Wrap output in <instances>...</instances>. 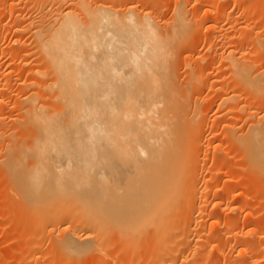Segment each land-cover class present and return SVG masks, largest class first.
Instances as JSON below:
<instances>
[{"label": "bare ground", "instance_id": "obj_1", "mask_svg": "<svg viewBox=\"0 0 264 264\" xmlns=\"http://www.w3.org/2000/svg\"><path fill=\"white\" fill-rule=\"evenodd\" d=\"M99 1L101 0H51L52 8L49 9L45 5L50 0H27L25 4L34 8L31 15L22 18V14H15L11 8V12H8L17 22L12 30L14 35L20 38L21 34L29 32L30 42L32 40L34 44L28 46L23 44L22 38L16 40L19 51L15 54H20L21 64L26 65L29 54L33 55L35 52L38 55L35 53L34 58L38 57L36 61H39L30 70L31 80L21 81L24 82V94L19 98L20 103L15 105L9 103V93H6V83L11 81L15 72L3 71L0 67V172L7 182L9 193L18 199L14 208L19 211L18 214L23 211L25 215L22 224L26 225L19 238L23 242L21 247L24 254L26 251V255L35 257L37 253H41L45 240L48 239L44 237L47 234L43 235V230L50 228V233L56 232L55 230L60 233L59 241L55 239L59 242V251L66 258L64 264H74L82 259V255L89 256L88 261L83 264H93L94 255L89 253L105 249L104 242L112 234L114 236L117 233L125 241V247L128 244L130 247V244L140 242L142 237V240L145 236L148 238L150 233L154 244L150 264L151 261L153 264H180L181 258L186 263V248L192 247L193 250V246H198L202 251V242L205 241L204 245L208 243L207 236L203 235L206 233L202 231L204 221L200 224L199 220L205 217L206 212L201 205L203 199H207L205 197L212 194L219 199L214 207L220 215L223 209L221 207H224L223 201H237V205L244 208L247 204L251 205L249 203L252 201L246 195L243 197L244 194L234 193V196L224 187L206 186L208 178L212 179L217 174L212 173L208 177L204 173L208 158L205 161L206 157H202L205 144L201 145L202 142L197 141L202 139L204 132V123L199 119V114H205L214 104L205 111L198 110L200 107L194 104L196 100L191 92L193 83L200 77V74H195L198 69L191 68L188 80L183 81L177 66L180 52H187L195 47L194 39L189 41L188 38L198 29L195 27V19L198 21L203 14L201 10L202 14L198 12L200 15L193 20L188 6L197 5L203 0H176L175 8L172 7L173 16L170 18L158 15L160 12L156 13V8L158 5L160 8L165 3L164 0H136V5H125V0H112L114 4L124 1L120 9L116 8L119 7L116 6L117 3L114 7L111 0L98 3ZM128 1H131L130 4L135 2ZM208 1V9L203 15L207 18L203 21L209 24L207 32L215 33L219 27L221 30L218 29L220 31L216 40L208 39L207 55L218 58L223 67L229 70L228 76L225 74L227 77L216 72V69L209 73L215 82H221L220 87L217 86V92L219 89L220 93L225 88L228 90L227 85H235L230 92H222L218 105L220 109L235 111L236 114L243 109L244 102L245 105L249 103V109L257 108L261 101L258 95L261 80L259 76H254L255 70L252 67L257 65L255 60L261 54V40H258L264 36V32L260 31L262 27L256 25L260 30L251 26L252 30H257L252 33L248 29L252 24L248 22L247 27H241L248 32L247 41L240 43L235 35L238 27L226 26L234 17H231V7L241 12L251 8L263 10L264 0ZM69 4L73 9L66 10ZM55 6L57 9L53 10ZM59 6L64 10L59 9ZM215 12L217 15L213 17ZM1 37L0 33V39ZM25 46L34 48L35 52L29 48L30 52L26 55ZM200 57L199 62L204 60V57ZM10 58L12 61L17 60V57ZM188 62L187 60L184 66L188 67L191 61ZM27 72L26 78L30 74ZM2 78L7 82L1 85ZM224 86L226 87L223 88ZM216 90L213 91L216 93ZM201 93L197 95L198 98L202 96ZM191 98L194 99L193 104ZM241 100H245L243 104ZM10 105L14 106L13 111H17L15 118L5 115L11 109ZM226 122L230 123V119ZM248 125L244 132L237 131L230 124L225 127L233 128L231 135L234 143L241 148V160H245L247 164L244 165V173L252 172L256 183L258 186L262 184L260 187L264 190V115L257 116ZM225 134L226 137L230 135L228 132ZM196 150L198 152L194 154ZM224 160L222 159V167ZM202 181L205 183H202L203 188L200 183ZM236 182L238 186L241 183L240 180ZM241 200L242 204H238ZM238 206H235L236 210L241 208ZM223 213L225 212L222 215ZM179 216L183 218L179 219ZM237 217L224 222L227 232L235 229L232 231L234 234L236 228L251 220L248 219L249 216L244 219ZM215 219L224 221L225 218L223 215ZM222 223L216 222L215 226L222 227ZM216 227H210L209 239L210 244H215L212 246L218 251L216 254L219 259L226 253L227 247L235 244L241 248L237 257L234 256L236 259H231L228 253L231 259L227 260L229 263L226 261L228 264L264 263L262 236L258 239V235L256 237L253 233V239H249L251 236L247 239L243 237L245 235L240 236V232L234 235L230 232L228 234L231 236L227 234L228 237L221 241L220 234L218 235L221 230ZM55 239H51V242H55ZM196 249L194 248V253L198 251L200 254L201 251H195ZM124 251H127V247ZM202 255L203 260L211 258V250ZM224 257L223 255L222 259ZM38 258L33 261H39ZM107 258L112 259L113 264H122L123 259L119 260L117 254ZM229 258L226 256V259ZM33 261L31 260L32 263Z\"/></svg>", "mask_w": 264, "mask_h": 264}, {"label": "rangeland", "instance_id": "obj_2", "mask_svg": "<svg viewBox=\"0 0 264 264\" xmlns=\"http://www.w3.org/2000/svg\"><path fill=\"white\" fill-rule=\"evenodd\" d=\"M26 1L27 0H24V2H23V0L22 1H20V0H0V33L2 34V37H1V39H0V67L2 68V70L3 71H8V72H12V70H13V72H15V73H13V74H15V75H13L12 76V78H11V81H9V83H6L7 81L5 80V78H2L3 80L1 81V85L5 82L6 83V87H7V89H6V93L8 94L9 93V96H8V100L10 101L9 103L11 104V105H13L12 103H14V105H15V103L16 104H18V103H20V100H19V98H21V97H23V94L24 93H22L23 92V83L24 82H28L29 81V78H30V80H31V77H30V75H32L31 74V72H30V70L32 69V67L34 66L35 67V64H36V62L38 63L39 61H36V58H37V60H38V57H35L34 58V56H36V52H35V49H34V52L36 53H34L33 55H32V53L31 54H29L30 56H29V60H28V62H27V64L25 65V63H24V65L23 64H21V59H20V57L21 56H19V55H17L16 56V54H15V52H17V51H19V45H17L16 43V40L18 39V40H20L21 38V41L23 42V44H25V45H27L28 44V46H32V44H33V42H32V40H31V42H30V39H31V36H30V33L29 32H27V33H23V34H21L20 35V38H18V36H16V35H14L15 33L12 31V30H14V27L16 26L15 25V23H17V22H15V18L13 17H10V15H9V13L8 12H11L10 10L11 9H13L14 10V12H15V14L17 13H19L18 15H21L22 14V18H23V16L25 17V16H29V15H31L32 14V12L34 11V8H33V6L32 5H26L25 3H26ZM104 1H106V0H101V1H99L98 3H101V2H104ZM109 1V0H108ZM107 1V2H108ZM113 1H118V0H113ZM112 0L110 1L111 3L113 2ZM132 1H134V0H132ZM175 1L176 0H164V2L165 3H163L161 6L163 7H161L160 6V8H159V5H158V8H156L157 9V11H156V13H159L160 12V14H158V15H161V14H163V17H166V18H170V17H172L173 16V11H174V9L172 8V7H174L175 8ZM254 1V0H253ZM256 1V0H255ZM261 1V0H260ZM67 2V1H66ZM124 1H122V3L120 4V1L116 4V6H119V7H116V8H119L120 9V7H121V5L122 4H124L123 3ZM127 2V3H126ZM130 2L131 1H128V0H125V5H127L128 3V5H133V3L136 5V0H135V2H132V4H130ZM207 2L209 3V1L208 0H203L201 3H199V4H197V5H194V4H190L189 6H188V8H189V12H190V14H191V17L190 18H192L193 20L195 19V17L197 18V16H199L200 14L199 13H201L202 14V12H203V14L202 15H200V17H199V19H198V21H197V19H195V22H196V24H195V27H196V29H197V27H198V29L196 30V31H193V33H191V35H190V37L188 38V40L189 41H192L193 39V45L195 46V47H193L191 50H189V51H183V53L182 52H180V57H181V59H179V56H178V61H179V63L177 62V66H178V68H179V72L181 73L180 75H181V80L183 79V81H186V80H188V72L190 71V69L191 68H193V67H197V69H198V71L195 73V74H200V77L198 76V80L200 81V82H197L198 80L196 79L195 80V83H193V86L194 87H192L193 89H192V93H193V95H194V97H193V95H192V97L196 100L195 101V103H194V99L193 98H191V102H192V104L194 103L197 107H200V108H198V110L200 109V110H207V108H208V106L210 107L211 106V104H214V105H212L211 107H212V109H209L208 108V110L206 111V112H204V111H200V113L201 112H204L205 114H203V116H202V114H199V119H202L203 120V123H204V126H203V130H204V132H203V137H202V139H200V141L199 140H197L199 143L200 142H202V143H200L201 145H203V143L205 144L204 146H206V147H204L203 149H205V150H203L202 151V157H203V159L206 161V159H207V164L205 163V161H204V163L206 164V166H205V170H204V173L206 174V175H208V177H211L210 176V174H212L213 173V175L215 174L216 176H212L213 178L212 179H214L213 181H211L212 179H210V178H208V181H209V183L207 184V181H206V186H208L209 188L211 187H213V188H223V189H227V190H229V192L230 193H232V195H234V196H236V195H239V194H241V195H243V197L245 196L246 198L247 197H249V199L251 200L252 199V201H251V203H249L250 201H248V199H247V202L249 203V204H251V205H246L245 207L246 208H244V207H239L238 205H237V201L235 202V201H233L232 202V200L230 201V202H224L223 201V203L222 204H224V205H222V206H224V207H221V209H222V211H221V215H220V212L219 213H217L218 212V209H216V207H214L215 205L214 204H217V202H219V199H217L215 196L213 197V195L212 194H210V195H208V197H205V198H207V199H203L204 200V202H202V204L201 205H203L202 207H204V210H205V217L203 218V217H201L199 220H200V224H201V222L202 221H204L203 223H204V227L202 226V231H204V233H206V234H203V235H205V236H207V242L208 243H206L205 245H206V247H205V245H204V242L205 241H203L202 242V240H201V242L203 243V246H202V251L201 250H199V249H201V247H198V246H193V250H191V248L189 247V248H186L185 249V255L184 256H186L187 258H186V263H183V260H185V259H183V258H181V260L182 261H179V262H181L180 264H192L193 262V264H226L227 262L229 263L230 261H227V260H231V259H236V258H234V256L235 257H237V254L239 253L238 251H239V249L241 248V246H235V244H233L231 247L229 246V247H227L226 249H227V251H226V253L224 252V258L222 259V257H223V255L222 256H220V258L221 259H219V256L217 255L218 253V251L216 252V249H214L213 248V242H211L212 244H210V239H209V237H210V235H211V229L213 228V227H216L215 226V223L216 222H223L221 225H222V227L220 228V227H216L217 228V230H221V231H219V232H221V233H218V235L220 234V240L221 241H224L228 236H227V234L229 233V234H231L232 233V231H234L235 229H233V230H231L230 232H227L226 231V229H225V227H224V222L226 221V220H231V218H236L237 216V218H239V217H242L241 219H244V218H248V216H249V218L248 219H251L250 221L249 220H247V222L245 223V224H243V225H241L240 227H238V229L236 228V232H234V234H240V233H242L240 236H243V235H245V236H243L244 238H247L248 239V237H250L249 239H253V233H255L256 234V237H257V235H258V239H261V236H262V239H264V190H262L263 188H261L262 187V184H260V186H258V184L256 183V181H255V175L252 173V172H249V173H244V171H243V168H244V165L246 166L247 164H246V161L245 160H241V157H242V154H241V151L242 150H240L241 148L239 147V146H237L236 145V143H234L235 141H234V137H233V135H231V134H233V131H232V129L233 128H230V127H235L236 129H237V131H239V132H241V131H245L246 129H247V127H249V125L248 124H251V122H252V120L254 121V120H256V118H257V116L258 117H263V115H264V33H262L263 35H261V36H263V37H259L258 39V42L261 40V42H260V51H261V54H260V56L255 60L257 63V65H253L254 67H252V69L253 70H255L254 71V73H255V77L256 76H259L260 78V82H261V88H260V94L258 93V95H259V97H260V99H261V101H260V106H258L257 108H253V109H249L250 107H249V103H247V105H245L246 103L244 102L245 100H241L242 101V104H243V102H244V107H243V109L240 111V113H237L236 114V112L234 111V112H231V111H229V112H227L226 110H225V108H223V109H220V107H219V103L221 102L219 99L221 98L220 97V95L222 96V92H224L225 90L226 91H231V90H233V88H235V87H233V86H235V85H233V84H231V85H227V88H228V90L225 88L226 86H224L223 88H225V90H223L221 93H220V89H219V92H217V90H218V88L220 87L219 85H221V82L220 81H216L215 82V79H213V77L211 78V75H210V71L211 70H213L214 69V71H215V69H216V72L217 71H219V72H221V74H223L225 77H227L228 76V73H229V70L228 69H226L225 67H223V65H222V62H220V60L218 59V58H214V57H212V55H210L211 57H212V59L210 60L209 58H211L209 55H207L208 54V48H207V43L209 42L208 41V39L209 40H211L212 39V41H214V40H216V38H217V35H218V33H219V31L221 30L220 29V27L218 28V29H220L219 31H218V29H217V31H215V33H208L209 31L207 30V26H209V24H207L205 21H203V19L204 20H206L207 18H206V16H203L204 15V12H205V10L206 9H208V6L207 5H209V4H207ZM217 2V1H216ZM7 3V4H6ZM10 3V4H9ZM50 3H51V0H50V2L47 4V5H49V6H47V5H45L47 8H49L50 9V7L52 6V4H51V6H50ZM52 3H54V2H52ZM69 3V2H68ZM206 3V4H205ZM67 4V3H66ZM66 4L64 5L65 7H66ZM73 4V3H72ZM113 5H114V7H115V4H114V2L112 3ZM141 4V3H140ZM216 4H218V2L216 3ZM9 5H10V7H9ZM54 5H56V4H54ZM69 5H71V4H69ZM69 5H67V8H69V9H67L66 8V10H70V9H73L72 8V5H71V7L69 6ZM112 5V6H113ZM125 5H124V7H125ZM205 5V6H204ZM221 5V4H220ZM11 6H13V7H11ZM69 6V7H68ZM74 6V5H73ZM109 6H110V4H109ZM218 5H216V7H217ZM57 6H55V8L53 7V10L54 9H57L56 8ZM123 7V6H122ZM121 7V8H122ZM127 7V6H126ZM125 7V8H126ZM207 7V8H206ZM219 7V6H218ZM9 8V9H8ZM11 8V9H10ZM32 8H33V11H32ZM47 8H45V9H47ZM52 8V7H51ZM59 9H63L64 10V8L63 7H58ZM204 8V9H203ZM232 8V9H231ZM230 8V13H231V17L232 16H234L233 18H231L232 20H229V22H228V20L224 23V26H226V24H227V22L230 24H227V26L226 27H234V26H237L238 27V30L235 32V35L238 37L237 39H238V42H240V43H243V42H246L247 41V39H246V33H248V32H246L245 31V29H241V27H247L246 26V24L249 22L250 24H252V25H250L249 26V30L251 29V26H252V28H257V30L259 31L260 29H258V27H262V29L260 30L261 32L263 31L264 32V8H263V10H261V9H258V10H256L257 8H251V10H248V11H243V12H241V11H239L238 9H235L234 7H231ZM124 9V8H123ZM159 9V10H158ZM201 10H202V12H201ZM204 10V11H203ZM162 11V12H161ZM217 11V10H216ZM234 11V12H233ZM257 11H259V13L257 12ZM199 12V13H198ZM11 14V13H10ZM197 14V15H196ZM213 15V17H214V15L216 16L217 15V12H215V14H212ZM162 16V15H161ZM204 17V18H203ZM202 19V20H201ZM234 19V20H233ZM192 20V21H193ZM202 21H203V23L205 22V24H203L202 23ZM21 22V21H20ZM195 22H193V24L195 23ZM197 22H198V26H197ZM233 22V23H232ZM203 24V25H201V24ZM19 24V23H18ZM258 27H257V26ZM262 25V26H261ZM4 26V27H3ZM201 26V27H200ZM203 26V27H202ZM255 26V27H254ZM3 28V29H2ZM11 30V31H10ZM199 30V31H198ZM249 30H247V31H249ZM256 30V29H255ZM255 30H250L251 32L253 31V32H256ZM208 31V32H207ZM195 32V33H194ZM252 32V33H253ZM250 33V32H249ZM206 34V35H205ZM216 34V35H215ZM213 35V36H212ZM28 36H30V38L28 37ZM210 36H211V38H210ZM219 36V35H218ZM191 39V40H190ZM188 40H187V43H188ZM29 42V43H28ZM31 43V44H30ZM19 44V43H18ZM28 46H25V48H26V50H24L25 52H27L26 53V55H28V53L30 52V51H32L33 52V49L31 48V47H28ZM33 46H34V44H33ZM23 48H24V45H23ZM29 48H31L30 49V51H29ZM28 49V50H27ZM29 51V52H28ZM195 51V52H194ZM2 52V53H1ZM12 52H14V54H12ZM25 52H24V54H25ZM190 53V54H189ZM22 54H23V52H22ZM183 54V55H182ZM192 54V55H191ZM209 54H212L211 52H209ZM38 55V54H37ZM204 55H206V57L207 56H209V57H207V58H205V56ZM17 57V60H14V61H12L11 60V58L10 57ZM18 56H19V59H18ZM25 56V55H24ZM183 56V57H182ZM188 56V58H186ZM201 56V57H200ZM26 57V56H25ZM199 57H200V59H202V57H204V60L205 59H207V60H205V63H203V61H201V62H199L200 60H198L199 59ZM185 58L190 62H188L190 65L188 66V67H186V66H184V65H186V61L187 60H185ZM194 58V59H193ZM251 58V57H250ZM249 58V59H250ZM184 59V60H183ZM193 59V60H192ZM253 59V58H252ZM181 60V61H180ZM210 60V61H209ZM258 60V61H257ZM12 61V62H11ZM19 61V62H18ZM181 62H182V64H181ZM185 64H184V63ZM202 63L203 64V66H204V68H203V66H202V64L201 65H199V63ZM181 64V65H180ZM22 65V66H21ZM221 65V66H220ZM180 66V67H179ZM181 66H182V68H181ZM192 66V67H191ZM199 66V67H198ZM202 66V67H201ZM222 67V68H221ZM199 68H201V69H199ZM185 69H187V70H185ZM189 69V70H188ZM197 69H195V70H197ZM206 70V71H205ZM221 70V71H220ZM28 71V72H27ZM213 71V72H214ZM228 71V72H227ZM26 72H27V74H29V76L27 75V78H26ZM204 72V73H203ZM206 72H207V74H206ZM210 72V73H209ZM225 72V73H224ZM251 72H252V70H251ZM256 72H257V75H256ZM201 73H203L202 75H201ZM227 73V74H226ZM206 74V75H205ZM227 76H226V75ZM209 75H210V77H209ZM222 75V76H223ZM252 75H253V72H252ZM252 75H251V77H252ZM196 76V77H197ZM203 76V77H202ZM206 76V77H205ZM185 77V78H184ZM202 77V78H201ZM209 77V78H208ZM25 78V79H24ZM199 78H201V79H199ZM204 78H205V81H206V78H207V82H205L204 81ZM209 79V80H208ZM0 80H1V78H0ZM23 80H25L24 82H21V81H23ZM28 80V81H27ZM211 81V82H210ZM4 83V84H5ZM22 83V84H21ZM207 83H208V86H209V84H210V86L208 87L207 86ZM195 84V85H194ZM197 84H199V85H197ZM201 84V85H200ZM202 84H204L203 85V87H201L202 86ZM213 84V87L211 86ZM8 85V86H7ZM20 85H22V86H20ZM214 85H216V86H214ZM217 86H218V88H217ZM204 87H205V89H204ZM230 87H231V89H230ZM233 87V88H232ZM11 89V90H9V89ZM209 88H213L212 90L211 89H209ZM222 88V89H223ZM1 89L2 88H0V91H1ZM195 89H197V90H195ZM217 89V90H216ZM213 90H216V93H215V91H213ZM21 92V93H20ZM197 92H198V94H197ZM201 92H203V93H201ZM10 93H15V94H10ZM200 93H201V97L200 98H198L197 97V95H200ZM213 93V94H212ZM19 94H21V95H19ZM204 94V95H203ZM14 95H15V97H14ZM196 95V96H195ZM18 96V97H17ZM17 97V98H16ZM216 97V98H215ZM220 97V98H219ZM10 98V99H9ZM196 98H198V99H196ZM204 99H206V100H204ZM19 100V101H18ZM199 100V101H198ZM18 101V102H17ZM198 101V102H197ZM203 101V103L205 104V106H204V104L203 103H201ZM209 101H211V102H209ZM240 101V100H239ZM239 101H237L239 104H240V102ZM219 102V103H218ZM198 103H200V104H198ZM207 104V105H206ZM10 105V107L9 108H11V109H9L8 111H6V113H5V115H7L6 117H9V116H11V117H14L15 118V116H16V114H17V111L15 112V111H13L14 109L12 108V107H14V106H11ZM198 105H200V106H198ZM210 107V108H211ZM261 107V108H260ZM246 108V109H245ZM248 109V110H247ZM16 113V114H15ZM228 113V114H227ZM14 115V116H13ZM201 115V116H200ZM208 115V116H207ZM240 117H239V116ZM253 115V116H252ZM256 115V117H254ZM201 117V118H200ZM207 117V118H206ZM227 118V119H226ZM236 118V119H235ZM207 120V122H204V121H206ZM213 119V120H212ZM230 119V123H228V122H226V121H228ZM211 120V121H210ZM216 120V121H215ZM226 122V123H225ZM234 123V124H233ZM229 124H230V127L228 128V127H225V126H229ZM232 124V125H231ZM223 125V126H222ZM220 126V127H219ZM224 127V128H223ZM212 128H213V130L214 131H212ZM216 128V129H215ZM224 129V130H223ZM226 129H228L227 131H226ZM231 129V130H230ZM221 131H223V132H221ZM213 132H216V133H213ZM226 132H228V134H230L229 136H230V138H229V136L228 137H226L227 136V134H225ZM223 133V134H222ZM222 134V135H221ZM224 135H226V136H224ZM232 140V141H231ZM231 142H233L232 144H231ZM215 147H216V149H217V147L219 148V149H215ZM216 150V151H215ZM209 151V152H208ZM197 152H198V150H196V152H194V154H197ZM215 152H218V153H215ZM229 153V155H227ZM208 156H207V155ZM225 156V157H224ZM0 157H1V155H0ZM226 157H228L227 159H226ZM219 160H218V159ZM222 159L224 160L223 161V167H222ZM242 159H243V157H242ZM209 160V161H208ZM212 160L214 161H216L217 160V162H215V163H213L212 162ZM226 160H228L227 161V163H226ZM210 161H211V163H210ZM243 161V162H242ZM221 162V163H220ZM216 164V165H215ZM218 164H219V166H220V168H219V166H218ZM226 164V165H225ZM242 164V165H241ZM229 165V166H228ZM239 165V166H238ZM241 166H242V170H241ZM221 167H222V170H221ZM231 167V168H230ZM238 168H240V169H238ZM221 171V172H219V171ZM219 173H218V172ZM243 172V173H242ZM242 173V174H241ZM219 176V177H218ZM240 177V178H239ZM210 179V180H209ZM234 179H236V180H234ZM242 179V180H241ZM238 180H240V187L238 186V183L236 182V181H238ZM3 181V182H2ZM5 182V183H4ZM201 183V188H203L204 187V185H205V183L202 181V182H200ZM200 183L198 184V187H200ZM202 183H204V185L202 184ZM234 183V184H233ZM255 183L257 184V185H255ZM237 184V185H236ZM203 185V186H202ZM205 186V187H206ZM231 189V190H230ZM232 191V192H231ZM234 191V192H233ZM263 191V192H262ZM10 191H9V188H8V185H7V182L3 179V176H2V174H1V172H0V264H36L37 262H38V264H64L65 263V261H66V258L64 257V255H62L63 253H61L59 250V245H58V243H57V240L58 239H60V235H58V234H60L59 232H58V230H55L56 232H53V233H50V228H47L48 229V231H47V229H44L43 230V235H45V234H47V235H45L44 237H46V238H48V239H46L45 240V245H44V247H43V253H42V251H41V253H37L36 255H35V257L33 256V254H32V256L34 257H30V255L28 254V255H26V251H25V254L23 253V247H21V245L23 246V242H22V240L21 239H19V238H21V235H22V233H23V230H24V228H25V226L24 225H26V224H22V223H24V221H22V220H24L25 219V215H24V212L23 211H20L21 213H19L18 214V210H16V208H14V207H16V205H17V198H14L10 193H9ZM243 192V193H242ZM236 195H235V194ZM8 196H10V197H8ZM12 197V198H11ZM252 197V198H251ZM262 197V198H261ZM245 198V199H246ZM5 200V201H4ZM210 200V201H209ZM244 200V199H243ZM14 201V202H13ZM226 201V200H225ZM6 202V203H5ZM13 202V203H12ZM244 202V201H243ZM256 202V203H255ZM15 203H16V205H15ZM209 203V204H208ZM229 203V204H228ZM242 204V200L240 201V202H238V204ZM261 203H263V205H261ZM227 206H226V205ZM254 204H256L255 206H254ZM9 205V206H8ZM10 205H11V207H10ZM259 205V206H258ZM261 205V206H260ZM235 206H238L240 209H238V210H236L237 208L235 207ZM257 206V207H256ZM7 207V208H6ZM260 207V208H259ZM12 208H13V210H15L14 212H12L13 210H12ZM211 208H212V211H211ZM244 208V209H243ZM11 209V210H10ZM217 210V211H216ZM227 210V211H226ZM11 211V212H10ZM220 211V210H219ZM16 212V213H15ZM212 212V213H211ZM222 212H225V213H223V215H224V221H223V219H220V220H218V219H215V218H219V216L220 217H222L223 215H222ZM15 214V216H14V214ZM218 214V215H217ZM11 215V216H10ZM21 215H24L23 217L21 216ZM180 216H181V214H179ZM179 216V219L181 218H183V217H180ZM182 216H183V214H182ZM203 216H204V212H203ZM216 216V217H215ZM218 216V217H217ZM244 216H246V217H244ZM15 217V218H14ZM214 217V218H213ZM227 217V218H226ZM207 218V219H206ZM20 219H21V222H20ZM201 219H203V220H201ZM212 220V221H211ZM215 220V222H213ZM217 220V221H216ZM222 220V221H221ZM249 221V222H248ZM21 223V224H20ZM210 223V224H209ZM208 224V225H207ZM24 227V228H23ZM210 227H211V229H210ZM205 228V229H204ZM20 229H21V233H20ZM50 229V230H49ZM206 230V231H205ZM210 230V231H209ZM45 232V233H44ZM240 232V233H239ZM203 233V232H202ZM202 233H201V236H202ZM49 234H50V236H49ZM148 234H149V236H148ZM147 234V236H148V238H145L144 237V239L142 240V238L140 239V242H138V243H136V242H134V244L132 245V244H130L131 246L129 247V244L126 246L127 247V251H124L125 250V245H126V243H125V241H123L122 240V238L116 233V235H115V233H114V236H109V239L107 240V242H104V243H106V247H105V249H102V251L100 250V252H97L98 250H96L95 251V253H93L92 251L89 253V255H91V254H93L94 255V262H93V264H95V263H101L102 262V264H103V262H104V264H113V262H112V259H109L108 260V258H107V256H115L116 254L118 255V257H119V260H121V258L123 259V260H121V263L122 264H150L149 262V259H151L150 258V256L152 257L153 255H151V253L153 252V250H154V244H153V240H151L152 238V235L150 234V233H148ZM223 234V235H222ZM228 234V235H229ZM233 233L231 234V235H234ZM58 235V236H57ZM231 235H229V236H231ZM18 236H20V237H18ZM117 237V238H114V237ZM205 236H204V238H205ZM224 236H226V237H224ZM192 237H195V235L194 234H192ZM223 237V238H222ZM57 240H56V239ZM114 238V239H113ZM51 239H55L54 241L55 242H51L52 240ZM116 239H118V240H116ZM202 239H203V236H202ZM49 240V241H48ZM113 240V241H112ZM203 240H205V239H203ZM59 241V240H58ZM151 241V242H150ZM212 241V240H211ZM20 242H21V244H20ZM125 244H124V243ZM200 242V244H202ZM52 243H53V245H52ZM121 243V244H120ZM25 244V243H24ZM122 244H124V245H122ZM137 244V245H136ZM139 244V245H138ZM151 244H153V246H151ZM49 245V246H48ZM51 245V246H50ZM118 247H117V246ZM215 245V244H214ZM53 246V247H52ZM125 248H124V247ZM135 246H138L137 248H135ZM201 246V245H200ZM46 247H48V248H46ZM52 247V248H51ZM101 247H103V244H102V246ZM100 247V248H101ZM120 247V248H119ZM133 247V248H132ZM198 247V248H197ZM237 247V248H236ZM194 248L196 249H198L199 250V252H200V254L198 253V251H197V249L195 250V251H197V253L195 252L194 253ZM204 248H205V251L208 253V252H210V250H211V253H212V256H211V258H213L212 260H210L211 258H205V260H203L202 259V257H203V255H202V253H206L205 251L203 252V250H204ZM208 248V249H207ZM51 249V250H50ZM136 249V250H135ZM213 249L215 250V253H213ZM48 250H50V251H48ZM54 250V251H53ZM187 250H188V253H187ZM191 250V251H190ZM130 251V252H129ZM132 251H134V252H132ZM49 252H51V253H49ZM59 252V253H58ZM123 252V253H122ZM190 252V253H189ZM192 252V253H191ZM47 253V254H46ZM116 253V254H115ZM126 253V254H125ZM217 253V254H216ZM230 255H229V254ZM41 254V255H40ZM109 254V255H108ZM119 254H120V256H119ZM139 254V255H138ZM154 254V253H153ZM183 254V253H182ZM181 254V255H182ZM188 256H187V255ZM194 256H193V255ZM198 254V255H197ZM217 255V257L215 256V255ZM126 255V256H125ZM133 255H135V257H133ZM192 255V256H191ZM205 255V254H204ZM228 255H229V257L231 258H229L228 257ZM24 256H26V257H24ZM43 256V257H42ZM61 256V257H60ZM122 256V257H121ZM183 256V255H182ZM190 256H191V259H188V258H190ZM207 256V254L205 255V257ZM214 256V257H213ZM226 256H227V258H229V259H226ZM37 257H39L38 258V260L39 261H33V259H36L37 260ZM87 257V258H86ZM194 257V258H193ZM216 257V258H215ZM233 257V258H232ZM27 258H28V260L29 259H31L32 261H33V263L31 262V260H27ZM62 258V259H61ZM88 258H89V256L88 255H82V259L80 258V260H78L77 262H75L74 264H83V263H86L87 261H88ZM110 258V257H109ZM98 259V260H97ZM101 259H105L104 261H100ZM133 259V260H132ZM188 259V260H187ZM207 259V260H206ZM209 259V260H208ZM54 260V261H53ZM126 260V261H125ZM152 260V259H151ZM180 260V259H179ZM199 260V261H198ZM224 260V261H223ZM190 261V263H188V262ZM227 261V262H226ZM232 261H234V260H232ZM153 261H151V264H153L152 263ZM204 262V263H203ZM225 262V263H224ZM178 263V262H177ZM227 263V264H228ZM73 264V263H72ZM179 264V263H178ZM264 264V263H263Z\"/></svg>", "mask_w": 264, "mask_h": 264}]
</instances>
